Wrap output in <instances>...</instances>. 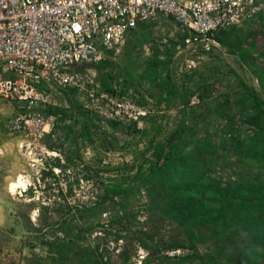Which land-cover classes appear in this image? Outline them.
<instances>
[{
  "label": "rangeland",
  "instance_id": "374dc122",
  "mask_svg": "<svg viewBox=\"0 0 264 264\" xmlns=\"http://www.w3.org/2000/svg\"><path fill=\"white\" fill-rule=\"evenodd\" d=\"M81 70L85 87L59 90L44 112L42 142L12 132L13 110L0 104V264H200L217 255L212 230L200 229L194 248L167 213L168 185L188 168L243 190L264 184L260 151L235 146L223 129L235 118L244 138L264 123L253 108L254 95L264 110V3L200 57L163 18ZM97 86H117L147 115L139 124L98 115L86 96ZM19 176L25 186L9 191ZM63 240L73 249L61 258ZM255 241L243 230L229 250Z\"/></svg>",
  "mask_w": 264,
  "mask_h": 264
},
{
  "label": "built area",
  "instance_id": "2783aa9c",
  "mask_svg": "<svg viewBox=\"0 0 264 264\" xmlns=\"http://www.w3.org/2000/svg\"><path fill=\"white\" fill-rule=\"evenodd\" d=\"M264 0H0V104L13 110L14 133L42 142L50 132L44 112L59 90L85 87L81 68L119 51L140 25L171 19L184 44L200 57L254 15ZM88 107L122 123H141L146 107L99 86Z\"/></svg>",
  "mask_w": 264,
  "mask_h": 264
},
{
  "label": "trees",
  "instance_id": "16d2710c",
  "mask_svg": "<svg viewBox=\"0 0 264 264\" xmlns=\"http://www.w3.org/2000/svg\"><path fill=\"white\" fill-rule=\"evenodd\" d=\"M228 33L223 32L219 39L223 41ZM253 98L254 113L262 118L264 110L257 97ZM236 122L235 118L229 119L223 128L231 142L237 147L249 145L260 151L264 162V123L252 127L242 138ZM168 198L167 213L186 228L192 247L197 246V234L202 228L212 230L221 243L218 254L199 257L200 264H264V213L260 212L264 184H251L243 190L237 184L224 183L188 168L180 181L169 183ZM243 230L255 235L256 241L241 252L229 250ZM58 249V257L64 258L73 247L63 240Z\"/></svg>",
  "mask_w": 264,
  "mask_h": 264
},
{
  "label": "bare ground",
  "instance_id": "6f19581e",
  "mask_svg": "<svg viewBox=\"0 0 264 264\" xmlns=\"http://www.w3.org/2000/svg\"><path fill=\"white\" fill-rule=\"evenodd\" d=\"M11 144V143H10ZM16 145V144H15ZM18 176V175H17ZM27 180V179H26ZM26 182L23 179V176L14 178L11 183H9V191H14L17 187L25 186Z\"/></svg>",
  "mask_w": 264,
  "mask_h": 264
}]
</instances>
